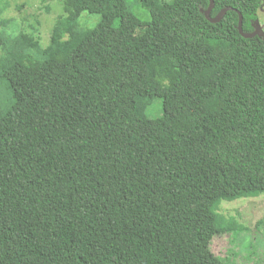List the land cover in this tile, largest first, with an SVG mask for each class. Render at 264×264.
<instances>
[{
	"label": "trees",
	"instance_id": "trees-1",
	"mask_svg": "<svg viewBox=\"0 0 264 264\" xmlns=\"http://www.w3.org/2000/svg\"><path fill=\"white\" fill-rule=\"evenodd\" d=\"M56 1L47 46L0 34V264H226L220 201L264 192L261 0Z\"/></svg>",
	"mask_w": 264,
	"mask_h": 264
},
{
	"label": "rangeland",
	"instance_id": "rangeland-1",
	"mask_svg": "<svg viewBox=\"0 0 264 264\" xmlns=\"http://www.w3.org/2000/svg\"><path fill=\"white\" fill-rule=\"evenodd\" d=\"M127 2L133 14L142 20L148 19L140 3ZM60 15H63L62 5L56 0H0V34H33L45 47ZM258 17L257 25L264 30V0H261ZM99 18L98 14L83 12L79 23L84 28H91ZM1 47L0 42V53ZM12 102L11 90L6 80L0 78V112H5ZM162 109V100L154 98L146 115L149 118L160 116ZM216 214L220 226L233 222L234 228L225 234H216L209 246L211 251L226 264H264V192L256 197L221 200ZM260 220L262 225H258Z\"/></svg>",
	"mask_w": 264,
	"mask_h": 264
},
{
	"label": "water",
	"instance_id": "water-1",
	"mask_svg": "<svg viewBox=\"0 0 264 264\" xmlns=\"http://www.w3.org/2000/svg\"><path fill=\"white\" fill-rule=\"evenodd\" d=\"M214 9V0H209V6L206 10H201V12L204 14L205 18L207 19V21H209L212 24H216L219 23L224 16L226 15V13L230 10V8H226L221 10L216 17L212 18L211 17V12ZM238 31L240 33V35L246 39H251L254 37H260L264 40V31L261 29V27H259L257 25V22H255L252 26L254 31L251 33H244L243 31V17L242 15L238 12Z\"/></svg>",
	"mask_w": 264,
	"mask_h": 264
}]
</instances>
